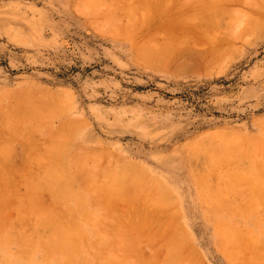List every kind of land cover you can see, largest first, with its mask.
Instances as JSON below:
<instances>
[{
	"label": "rangeland",
	"instance_id": "rangeland-1",
	"mask_svg": "<svg viewBox=\"0 0 264 264\" xmlns=\"http://www.w3.org/2000/svg\"><path fill=\"white\" fill-rule=\"evenodd\" d=\"M255 1H225L214 27L182 18L201 0H0V264H264ZM129 5L139 12L128 21ZM170 36L185 40L171 60L143 57ZM56 135L68 138L53 164L63 197L42 189L31 207L29 175ZM113 175L126 178L118 195L101 188ZM57 210L76 232L68 253L40 240Z\"/></svg>",
	"mask_w": 264,
	"mask_h": 264
},
{
	"label": "bare ground",
	"instance_id": "bare-ground-1",
	"mask_svg": "<svg viewBox=\"0 0 264 264\" xmlns=\"http://www.w3.org/2000/svg\"><path fill=\"white\" fill-rule=\"evenodd\" d=\"M98 1V0H97ZM101 2H103V3H108V2H110V1H112V0H100ZM225 1H227V0H201V2H202V4L200 5V7H198V8H196V9H194V8H192L191 10H189V11H187L185 14H184V16L182 17V18H185V19H187V20H194V19H198V20H200L201 21V24H204L205 26H214L215 27V25L216 24H218V22H219V17H220V15H221V13L225 10V8H224V6H223V3L225 2ZM243 1V0H242ZM246 1V0H245ZM251 1V0H250ZM85 2H87L88 3V1H85ZM84 2V3H85ZM253 2H254V0H253ZM256 3H254V4H252V6L255 8L254 10L256 11L257 9H260V10H263L264 9V0H257V1H255ZM100 2H98V3H96V2H90V7L91 8H89V9H95V8H97V7H99L98 6V4H99ZM102 3V4H103ZM252 3V2H251ZM250 3V4H251ZM101 4V3H100ZM88 5V4H87ZM102 6H104V5H102ZM102 8V7H101ZM100 8V9H101ZM89 9H88V11H89ZM99 9V10H100ZM98 10V9H97ZM137 8H134L133 6H128L127 7V9L125 10V12L124 13H122L121 14V17L120 18H125V17H131V15L132 14H134L135 13V15H136V12H137ZM94 12H95V10H93ZM97 12V11H96ZM138 12H139V10H138ZM141 13V12H140ZM142 14V13H141ZM139 15V16H142V15H144V13L142 14V15ZM113 15V16H112ZM110 14L109 16H112L113 18H110V20L112 21V22H110V24L111 23H115V20L117 21V18L115 17L116 15L115 14ZM135 15L133 16L132 15V17H135ZM138 15V14H137ZM125 16V17H124ZM252 16H254V15H252ZM252 16H251V18H252ZM255 16H257V17H254L253 19H252V27H257V26H260L261 24H263L264 23V15L262 16V15H260V16H258V15H255ZM132 17H131V19H128V18H126V19H128V21L129 20H133L132 19ZM114 21V22H113ZM183 38V37H182ZM182 38H176V37H173V36H170L168 39H166L162 44H160V45H157V46H151V45H147V46H145L144 48V51L142 52V55H143V57H145L147 60L148 59H150V60H157V61H162V62H164V61H169V60H171V58L173 57V55L176 53V50H178V49H180V47H181V45H182V42L183 41H185V40H181ZM184 43V42H183ZM183 46H185V44H183ZM41 119V123L43 124L44 123V121L46 120H42V118H40ZM43 119H44V117H43ZM40 121V120H39ZM43 121V122H42ZM38 122V121H37ZM41 125V124H40ZM67 139L68 138H66L65 136H63V137H61V136H59V135H56L55 137H52V140H51V146H49V147H47V149H46V153H45V155L44 156H42V157H39V159L37 158V161H39V162H43V160H47V161H45L46 162V165H44V169L40 172V173H36L34 176H33V174L32 175H29V177L30 176H32L33 178L31 179V178H29V177H27L28 179H31L30 181H27L28 183V195H27V199L26 200H28L29 201V203H30V206H31V203H32V206L31 207H35V205H36V203L34 204L33 202L36 200V196L38 195V193L40 192V191H42V189H44V191H45V189L46 188H49V189H52L54 192H52V193H56V195H57V197L60 195V194H62L63 192H64V190H63V192H61L62 190H61V186L62 185H60V181H61V174H60V172L58 171V169L56 168V167H58V166H55V167H53V164L54 163H56V162H66V160L65 161H63V159H62V156H63V150L64 149H66L65 147L67 146ZM80 142V141H79ZM6 149H7V147H6ZM6 149H4V151H3V148H1V150H2V152L5 154L6 152H7V150ZM67 151V150H66ZM67 153V152H66ZM65 153V154H66ZM6 155V154H5ZM67 155V154H66ZM83 158H84V156H83ZM89 159V158H88ZM88 159H86L85 160V162L88 160ZM224 159H221V160H219V161H223ZM81 161V160H80ZM76 163H78V162H76ZM80 163V162H79ZM61 164V163H60ZM60 164H59V167H60ZM41 166H42V164H41ZM85 165H82V167H84ZM87 166H88V164H87ZM89 167H91L92 168V166H91V163H90V166ZM81 168V167H80ZM85 168V169H84ZM84 168H82V170L84 169L85 171H86V166L84 167ZM90 169V168H89ZM88 169V170H89ZM93 169V168H92ZM59 170H61V169H59ZM63 170V169H62ZM65 170V169H64ZM63 170V171H64ZM80 170V169H79ZM91 170V169H90ZM90 170H89V173H90ZM91 171H93V170H91ZM87 172V171H86ZM71 174V173H70ZM67 175H69V173L67 174ZM71 176V175H70ZM69 176V177H70ZM92 176H94L92 179H94L95 178V175H92ZM63 177H64V175H63ZM74 177V176H73ZM87 177V176H86ZM231 179H235L234 181H236V180H246V181H249V183L251 182V179L249 180L248 178H250V177H248V176H245V175H242V174H234V175H230L229 176ZM256 177V176H255ZM91 179V177H88V179L87 180H89L90 181V179ZM74 179V178H73ZM125 179V180H124ZM63 180V179H62ZM68 180V179H67ZM71 180V179H70ZM176 180V179H175ZM260 180V179H259ZM74 181V180H73ZM125 181H126V178L125 177H123L122 175H120L119 177H116L115 175H113V176H109V178L107 179V181H106V183L104 184V186L102 185V187L101 188H103V190H104V192L105 191H107V192H109V193H111V194H113V195H118V194H120V192L123 190L121 187L123 186V184L125 183ZM232 181V180H231ZM254 181V180H253ZM65 182V181H64ZM69 182V181H68ZM71 182V181H70ZM91 182V181H90ZM94 182V181H93ZM233 182V181H232ZM251 183H254V184H256L257 185V183L256 182H251ZM64 184V183H63ZM66 184V183H65ZM233 184V183H232ZM69 185V184H68ZM139 186H138V188L141 190V192H145V191H147V189H146V187L144 186V185H142L141 183H139L138 184ZM252 185V184H251ZM73 187V186H72ZM64 188V187H63ZM258 188V187H257ZM48 189V190H49ZM67 189H68V187H67ZM76 189V188H75ZM74 189V190H75ZM97 189H100V186L99 187H97ZM253 189V188H252ZM255 189H256V187H255ZM102 190V189H101ZM254 190V189H253ZM51 191V190H50ZM68 191H71L70 189L69 190H67L66 192H67V194H68ZM76 191V190H75ZM257 191V190H256ZM80 192H82V191H80ZM260 192V191H259ZM73 192L71 191V193L70 194H72ZM255 193V192H254ZM75 194V193H74ZM54 195V194H53ZM83 195V194H82ZM254 195V194H253ZM60 196H62V195H60ZM68 196V195H67ZM76 196V195H75ZM79 196V195H78ZM84 196V195H83ZM148 196H149V198L154 202V203H156V204H158V205H161V204H163L165 201H166V196L164 195V194H162V193H159V192H157V193H151L150 192V190H148ZM55 197V196H54ZM63 197V196H62ZM80 198H82L81 196H79ZM60 198V197H59ZM256 197H254V199H255ZM61 199V198H60ZM78 199V198H77ZM82 199H84V198H82ZM69 200V199H68ZM59 200H57V202H58ZM81 201H83V200H81ZM65 202V201H64ZM66 204H69L68 203V201H67V199H66ZM76 202V201H75ZM78 202V201H77ZM76 202V203H77ZM81 204V203H80ZM79 204V205H80ZM70 205V204H69ZM72 205V204H71ZM29 206V208H31ZM40 205H38V208H37V206H36V208H33V210H42L43 208V206L40 208L39 207ZM70 207V209H72L73 207H71V206H69ZM82 207V206H81ZM80 207V208H81ZM67 208V207H66ZM32 209V208H31ZM30 209V210H31ZM46 211H48L47 210V208H44ZM58 209V208H57ZM67 209H69V208H67ZM32 210V211H33ZM53 209H51V211H52ZM56 210V209H55ZM59 210V209H58ZM58 210H57V212L55 211H53L52 212V214L49 212V214L47 215V216H44V215H42V214H40V215H42V216H44V218H43V220H42V223L43 224H39L38 226L40 227V229H42L43 230V235H39V236H43L44 237V240H43V238L41 239L40 237V240H42L43 241V243L45 242V245H46V247L45 248H47V247H49V248H59V249H61V251L62 250H64V251H66L67 253L68 252H70L71 251V249H73L74 247H76L75 246V244L77 243V242H75V239L77 240V238H76V236L73 234V233H76V232H74L73 231V233H72V231H70V229L68 228V226L66 225V222H64V218H62L63 216H65L66 214V216L68 217V214L69 213H66V214H64L63 212H65V211H60V212H62V214L61 213H59L58 212ZM78 210V209H77ZM31 211V212H32ZM73 211H74V209L71 211L72 213H73ZM80 211V210H79ZM67 212V211H66ZM69 212V211H68ZM75 212V211H74ZM32 213H34V212H32ZM35 214V213H34ZM37 214H39V211L37 212ZM74 215V214H73ZM72 215V216H73ZM35 216V215H34ZM37 216V215H36ZM41 216V217H42ZM62 216V217H61ZM71 216V217H72ZM77 216V215H76ZM40 217V218H41ZM70 217V218H71ZM75 217V216H74ZM74 217H73V219H74ZM38 218V217H37ZM75 218H77V217H75ZM86 218V217H85ZM42 219V218H41ZM39 220V219H38ZM66 220H68L67 218H66ZM65 220V221H66ZM77 220V219H76ZM40 221V220H39ZM69 221H70V219H69ZM41 222V221H40ZM75 222V223H74ZM77 222H78V220H77ZM80 223V222H79ZM76 224V221H73V225H75ZM41 225H42V227H41ZM72 225V224H71ZM79 225V224H78ZM80 226H81V224H80ZM79 226V227H80ZM69 227H71V226H69ZM81 228H82V226H81ZM39 229V230H40ZM79 229V228H78ZM84 229V228H83ZM1 230V229H0ZM38 230V231H39ZM85 230V229H84ZM83 230V231H84ZM41 232V231H40ZM40 232H38V233H40ZM1 233V232H0ZM4 233H5V231H4ZM37 234V233H36ZM35 234V236L37 237V235ZM77 235V234H76ZM80 235V234H79ZM25 236V235H24ZM75 236V237H74ZM83 236V235H82ZM80 237V236H79ZM78 237V239H81V238H79ZM9 239V238H8ZM34 240H35V238H34ZM24 241V240H23ZM27 241V240H26ZM80 242H78V244H79V246L81 245L80 243H81V240H79ZM32 242V241H31ZM179 243V241H175L174 242V244H172L173 246H175V244H178ZM26 244V243H25ZM41 244V243H40ZM28 246L30 245V243L29 244H27ZM42 245V244H41ZM45 245H43V246H45ZM32 246V245H31ZM36 246V245H35ZM34 246V247H35ZM78 246V245H77ZM78 246V247H79ZM33 247V246H32ZM30 248V247H29ZM40 248V247H39ZM32 249V248H31ZM46 250H49V249H46ZM31 251V250H30ZM51 251V250H50ZM55 251V250H54ZM73 251V250H72ZM75 251H78V250H75ZM74 251V252H75ZM79 251H80V249H79ZM59 252V251H58ZM47 253V252H46ZM72 253V252H71ZM31 254V253H30ZM49 254V253H48ZM51 254V253H50ZM67 255V254H66ZM69 255V254H68ZM67 255V256H68ZM51 256V255H50ZM65 256V255H64ZM74 256V255H73ZM57 257V256H56ZM66 257V256H65ZM75 257V256H74ZM48 258V257H47ZM58 258V257H57ZM67 258V257H66ZM72 258V257H71ZM71 258H68V260L70 259L71 260ZM65 259V258H64ZM66 262H67V260H65ZM75 261V260H74ZM73 261V262H74ZM71 262H69V264H70ZM150 264V263H149ZM162 264H168V263H162Z\"/></svg>",
	"mask_w": 264,
	"mask_h": 264
}]
</instances>
